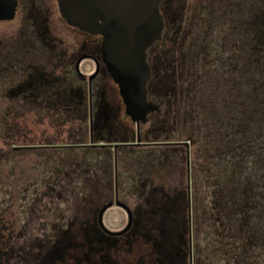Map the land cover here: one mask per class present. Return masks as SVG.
I'll return each mask as SVG.
<instances>
[{"label": "flooded vegetation", "instance_id": "1", "mask_svg": "<svg viewBox=\"0 0 264 264\" xmlns=\"http://www.w3.org/2000/svg\"><path fill=\"white\" fill-rule=\"evenodd\" d=\"M160 9L165 27L147 59L151 77L165 69L186 133L165 143L187 151L189 262L264 264V0H162ZM101 44V35L66 21L58 0H17L14 17L0 18V156L68 145L57 135L73 116L91 119L104 90ZM86 60L101 62L93 77L96 68L82 71ZM148 98L159 104L149 115L160 112L165 100L149 90ZM19 136L42 141L15 144ZM192 150L202 169L197 196Z\"/></svg>", "mask_w": 264, "mask_h": 264}, {"label": "rangeland", "instance_id": "2", "mask_svg": "<svg viewBox=\"0 0 264 264\" xmlns=\"http://www.w3.org/2000/svg\"><path fill=\"white\" fill-rule=\"evenodd\" d=\"M62 27L66 33L69 31L64 21L61 22ZM76 34L81 38L80 32ZM81 68L88 74L94 72L96 66L94 61L86 60ZM97 81L111 94V101L121 107L119 120L125 127L137 130L136 123L125 112L119 87L104 64ZM149 124L147 121L141 125L143 140L155 138L154 134L145 131ZM180 124H183L182 120ZM165 126L160 130L162 138H167L161 139L164 143L135 142L115 148L113 142L102 147L91 144L90 116H73L70 131L56 137V141L68 145L14 148L11 152L2 153L0 226H8L4 231L13 234L12 238L17 237L9 250L0 251V255L4 254L5 264H34L54 242L73 238V221H81L94 205H104L118 198L134 209L139 204H148L147 198L155 185L163 186L170 194L186 190V148L165 143L185 139L186 133L181 130L182 126L176 132ZM110 137H121V134L115 132ZM25 141L42 140L15 138V144ZM199 155L197 150H192L193 191L196 196L200 191L197 187L202 171ZM194 202L197 204V200ZM128 218L127 210L116 202L104 213L105 225L113 230L122 229ZM200 231L195 229L196 245V241H201Z\"/></svg>", "mask_w": 264, "mask_h": 264}, {"label": "trees", "instance_id": "3", "mask_svg": "<svg viewBox=\"0 0 264 264\" xmlns=\"http://www.w3.org/2000/svg\"><path fill=\"white\" fill-rule=\"evenodd\" d=\"M148 90L150 98L156 97L165 102L160 112L149 115L150 124L145 131L154 134L155 138L143 140L140 132L141 140L161 141L167 139L162 138L160 133L163 125H166L165 128H174L175 132L182 126L173 108L176 106L177 93L168 84L163 68L154 69ZM120 112L121 107L107 100L106 91H101L95 100L91 118V138L96 143L94 146H102V141L108 142L106 145L120 142L119 147L135 143L137 130L124 126L119 120ZM170 123L173 125L170 126ZM115 132H120L121 137H110ZM150 195L147 205L139 204L133 209V223L127 232L115 234L106 231L98 219L103 204L94 205L93 210L81 221H73V238L54 242L34 264H190L184 196L181 191L171 196L163 186L157 185L151 188ZM5 228L8 226H0L1 252L9 250L11 243L17 241V237L12 238L13 234L4 231ZM2 253L0 264H5Z\"/></svg>", "mask_w": 264, "mask_h": 264}, {"label": "water", "instance_id": "4", "mask_svg": "<svg viewBox=\"0 0 264 264\" xmlns=\"http://www.w3.org/2000/svg\"><path fill=\"white\" fill-rule=\"evenodd\" d=\"M161 1L58 0L61 14L69 24L102 36L101 59L119 87L126 114L136 123V143H143L141 125L148 121L151 111L159 108L157 102L148 98L151 65L147 58L148 49L162 37L165 27ZM16 7L17 0H0V18L14 17ZM100 65L98 60L90 77L98 72ZM119 144L113 143L114 147ZM114 202L124 207L129 216L127 224L119 230L110 229L104 223V213ZM99 221L110 233H124L133 222L132 208L118 198L110 200L102 206Z\"/></svg>", "mask_w": 264, "mask_h": 264}]
</instances>
